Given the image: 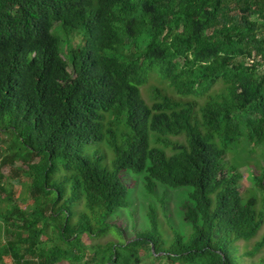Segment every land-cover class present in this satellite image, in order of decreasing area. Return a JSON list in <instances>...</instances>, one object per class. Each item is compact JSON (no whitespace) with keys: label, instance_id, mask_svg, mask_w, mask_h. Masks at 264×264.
I'll return each instance as SVG.
<instances>
[{"label":"trees","instance_id":"1","mask_svg":"<svg viewBox=\"0 0 264 264\" xmlns=\"http://www.w3.org/2000/svg\"><path fill=\"white\" fill-rule=\"evenodd\" d=\"M99 143L112 154L86 149ZM255 150L264 161V0H0V263L246 264L236 243L264 225V164L256 191L240 184ZM126 171L140 229L84 244L128 207ZM170 189L190 235L162 227Z\"/></svg>","mask_w":264,"mask_h":264},{"label":"rangeland","instance_id":"2","mask_svg":"<svg viewBox=\"0 0 264 264\" xmlns=\"http://www.w3.org/2000/svg\"><path fill=\"white\" fill-rule=\"evenodd\" d=\"M78 39L80 38H76L75 42L73 41V43L75 44L79 43ZM153 83L154 82L152 80L149 81V84H153ZM148 86L149 85H146V87ZM222 88H223V83L221 81H218L206 92L205 95L197 98V100L199 102H202L203 98H205L207 95H215L216 93H219ZM141 91H142L144 100L148 103L149 101H148L146 88H142ZM171 140L172 142H175V143L177 142L182 143L184 141V138L180 136L176 138L175 137L171 138ZM88 148H90V151L91 150L93 151L95 148H97L100 151L105 150L106 152L112 154L111 150L107 146H105L103 143L91 144L90 146H87L86 149ZM172 152H173L172 149H167L168 154ZM234 155L235 154L233 153H228L226 155V161L229 163L233 162ZM244 163H246L245 164L246 166H243L240 168L241 175H242L240 184L242 187L243 194L245 196H249L257 189V183L255 182V179L253 178L252 174L254 173L255 175L257 173L260 174L262 172L261 165L264 164V161H263V157H261L258 151L255 150V152L250 156L249 159L244 160ZM17 166L19 167L20 165L17 164ZM110 167H111V163H110ZM4 172L8 173V168L4 169ZM138 176L140 175L133 174L129 171H126V173H123L122 178L125 184L127 185V189H128V207L126 209H122L121 211L115 212L113 215H111L110 217L106 219V221L111 225H109V227L105 230L106 231L105 233L97 234L100 236H97L91 239L88 238L86 235H83L81 239L84 244H87V245L104 244L108 241H115V240L123 239V235L115 234L114 231L116 230H114V228L112 227L113 224H117V226L125 230L126 233L128 232L127 233L128 235L124 236V240H127L128 238H132L134 236V231H132L133 226H135L137 230L140 229V226L143 223V220H142L143 212L133 208V204L138 205L140 203V198L138 197V194L142 186H139L137 184L138 179H139L137 178ZM19 183H28V180L25 178H22L19 181L13 182L14 196L15 198L20 197L22 199L27 200L25 204L19 203V206L21 209H26L28 206L32 204V202L31 200H28L27 189L24 186H20ZM133 187H136V188L133 189ZM177 190H179V192H181L183 195V194H186L187 190L189 189L184 187L182 189H177ZM167 196L169 199V202L167 205L168 219L171 220V222H168L170 228L168 227V224L166 223L165 219H161V215L158 214L160 221L162 222V227L166 233V236H173V234L171 233V230H173V232L184 233L185 235H190L188 232L189 231L192 232V228L189 225L185 224V222L182 221V218L178 216V213H179L177 209V206H178L177 202L179 201L178 193L172 190V192H168ZM260 200H261V196L259 195V203H260ZM1 207L3 206H0V209ZM76 209L84 210L83 204L77 205ZM122 212H124V214H122ZM134 212H135V215H133ZM47 234L51 238V231L49 228L47 229ZM118 237L120 239H118ZM263 237H264V225L260 229L258 235L251 241H248V242L238 241L236 243V245L238 246L239 255H242V260L246 264H251L253 262L257 263L264 257V247L254 257L245 256L247 252L253 251V248L255 247L256 243L261 241ZM5 241H6V238L4 234L1 233L0 234V253L2 251L1 244H3ZM0 264H12V263L11 261L5 259Z\"/></svg>","mask_w":264,"mask_h":264}]
</instances>
